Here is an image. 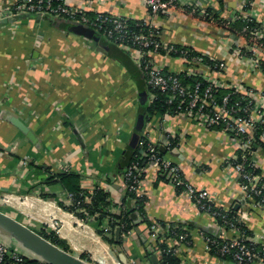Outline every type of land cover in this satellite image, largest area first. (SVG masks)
I'll return each mask as SVG.
<instances>
[{"label":"crops","instance_id":"0c3cea01","mask_svg":"<svg viewBox=\"0 0 264 264\" xmlns=\"http://www.w3.org/2000/svg\"><path fill=\"white\" fill-rule=\"evenodd\" d=\"M186 1L216 8L226 17L246 0ZM92 8L149 21L160 29L164 42L225 62L224 80L264 93V73L225 48L221 30L212 24L185 14L153 15L140 0H103ZM253 11L264 26V0H253ZM76 25L31 14L0 20V198L7 194L0 199L4 206L0 210L36 232L43 227L56 231L67 242L68 252L87 255L85 260L90 263L131 264L136 260L150 264L143 258L151 239L148 224L140 222L122 246L110 244L92 221L61 206L72 204L69 193L57 177L54 181L48 178L76 172L84 189H105L115 203L112 211L119 213L127 193L123 170L129 147L138 145L144 156V143L151 142L164 148V155L181 167L190 183L207 189L216 206L230 209L242 204L241 189L237 174L224 169L223 161L237 154L238 142L220 127H205L183 114L166 118L144 113V127L138 130L137 118L143 113L140 95L145 92V104L154 95L143 90L139 66L130 50L119 46L135 68L110 52L101 36L95 41L76 32ZM235 42L244 44L242 39ZM155 58L169 71H185L178 58L163 54ZM12 119L28 126L36 140ZM169 134L175 141L167 149ZM256 148L264 180V147L258 143ZM141 188L151 222L190 232V242L176 247L181 264H236L207 249L205 235H221L218 221L201 211L188 194L175 189L165 173L146 166ZM247 207L249 239L264 245V209ZM104 226L108 227V220ZM225 235L233 238L238 232L226 230ZM122 253L125 261L119 257Z\"/></svg>","mask_w":264,"mask_h":264},{"label":"built area","instance_id":"2783aa9c","mask_svg":"<svg viewBox=\"0 0 264 264\" xmlns=\"http://www.w3.org/2000/svg\"><path fill=\"white\" fill-rule=\"evenodd\" d=\"M101 1L103 0H0V20L31 14L64 18L89 27L108 40L130 50L131 57L145 75L147 84L165 94L168 103L173 104L175 111H167L164 117L183 114L205 127H220L224 132L231 134L238 142V152L225 158L223 167L237 174L241 189L240 201L243 206L237 210L234 219L228 217L232 207L224 209L216 206L213 196L207 189L197 188L190 183L181 167L162 155L159 146L151 142L144 143L145 154L139 157V159L145 157L147 164L139 166L138 162H133L125 172V185L129 192L134 193L137 198H142L144 196L141 188L142 173L146 166L165 173L168 182L175 189L188 194L201 211L210 213L214 219L222 220L219 227L223 233L221 232L220 236L205 235L208 250H216L220 255H233L236 264H264V255L246 244L245 231L238 225L245 224L249 219L247 205L264 209V180L261 174L255 172V169H259L256 147L258 143H264V93L251 86L224 80L222 76L227 69L225 62L207 53H196L164 42L160 29L149 21L137 24L139 28L133 29L130 17L94 10L93 4ZM140 1L148 6L153 15L185 14L216 26L222 32V44L226 46L225 48L264 73V42L261 41L264 39V26L253 11V0L243 2L229 16H221L222 19L214 18L206 6L189 3L186 0ZM253 18L261 23L260 26L253 28L245 26L243 33L237 35V40H244V44H237L233 40V36L236 35L230 32L231 26L237 20L249 22ZM160 54L180 59L188 75H200L201 80L185 82L179 72L169 71L158 63L155 56ZM174 141V136L169 134L166 140L167 149L173 146ZM69 196L72 200L70 193ZM6 197L7 194L0 199L4 200ZM86 199L90 200V197ZM141 216L137 214L138 218ZM227 227L230 229H226ZM148 228L152 242L164 240L175 254L177 246L190 242L188 229L173 228L157 222H151ZM226 230L237 231L238 236L228 238L225 235ZM131 231L123 233L124 239ZM169 234L172 236L168 237ZM220 239L223 242L219 241ZM148 249L152 251L154 248L150 244ZM154 253L161 256L163 251L156 250ZM0 264L48 263L0 235ZM131 264L138 263L133 260Z\"/></svg>","mask_w":264,"mask_h":264},{"label":"trees","instance_id":"16d2710c","mask_svg":"<svg viewBox=\"0 0 264 264\" xmlns=\"http://www.w3.org/2000/svg\"><path fill=\"white\" fill-rule=\"evenodd\" d=\"M222 0H219L221 2ZM252 0H246L245 2H250ZM207 11L210 12V14L216 18V19H222L221 13L218 9L213 7H207ZM93 15L92 13H90ZM64 19V18H62ZM67 23H74L70 20H66ZM220 21V20H219ZM144 23L142 20H136V19H130V24L133 29H138L139 26L137 24ZM261 23L258 22L257 19L253 18L251 21L247 20H237L230 28V32L233 35L240 36L243 33V28L245 26H251L257 27L260 26ZM101 38L103 39V43L106 45V47L112 52L113 54L119 58H121L123 61H125L127 64L131 65L133 68L134 63L129 59V56L126 52H124L119 46L118 43H115L113 41L108 40L106 37H104L102 34L97 33ZM261 41L264 42V39H261ZM179 48H185V50H193L192 48H189L187 46H181L178 44H175ZM164 53V51H162ZM198 53V52H196ZM140 71V77L142 82V88L143 90H147L149 93L154 95V98L151 102L142 105V111L146 114L147 117L161 114L163 115L167 111L174 112L175 108L173 104H169L167 101V96L163 93H161L157 89L151 88L147 84V80L145 75L143 74L142 70L139 68ZM189 73L186 71L179 72L180 77L185 82H195L196 80H201L200 75H188ZM145 116V117H146ZM264 147V143L261 144ZM144 149L146 146H143ZM139 146L136 147H129V151L126 155V158L124 160L125 168L123 170V177L125 175V172L127 171V168L133 163L138 162L139 166H145L147 164L146 158L139 159ZM159 150L162 155H164V152L162 149ZM255 172L260 174L259 169H255ZM57 177L58 181L60 182L61 186L64 190H66L68 193L72 195V204L70 206H66L65 204L61 203V206L71 212H73L75 215H77L80 219L90 222L92 221L96 231L101 237L107 241L110 244L114 245H123L124 236L123 233L133 230L137 225H139L140 222L150 225L151 221L148 219L147 214L145 212V197L137 198L136 195L132 192H129L127 189V193L125 195V199L122 202V210L119 213H115L112 211L113 206L115 203L112 202V200L109 199V193L99 187L96 186L93 191H88L84 189L81 186V175L72 172V171H66L61 172L59 174L50 176L48 178L49 181H54L53 179ZM180 190V189H178ZM44 197H48L45 196ZM86 197H90V200H87ZM220 209V208H217ZM237 210L233 206L232 210L228 212V217L230 219L236 218ZM133 214H140L142 215L139 219V222L137 219L133 218ZM105 220H108V227L104 226ZM219 224L222 223V220L219 218H216ZM222 225V224H221ZM241 226V228L245 231V242L248 244L253 250L260 251L261 254L264 255V246L260 243H255L254 241H251L249 239L250 231L248 227L245 224H238ZM119 228L121 231L119 240H116L115 232L116 229ZM179 229V228H178ZM230 229V228H226ZM40 235H42L44 238L50 240L54 244L60 246L61 248L69 251V246L65 240H63L56 231L48 229L47 227L41 228L39 231H37ZM172 236V234L167 235ZM219 241H222L220 239ZM223 242V241H222ZM149 243L154 248L152 251H150L148 248L145 251V254L143 256L146 261H149L150 256L156 251V250H162L163 253L161 255V259L165 261L166 264H181V259L178 254L174 253V250L169 248L167 246V242L161 239H158L155 242H152L151 240ZM213 252L222 257L227 258L229 260H234L233 255H220L216 250H213ZM217 252V253H216ZM81 258L86 259V255H82Z\"/></svg>","mask_w":264,"mask_h":264},{"label":"water","instance_id":"95a60500","mask_svg":"<svg viewBox=\"0 0 264 264\" xmlns=\"http://www.w3.org/2000/svg\"><path fill=\"white\" fill-rule=\"evenodd\" d=\"M75 31L93 38L95 41L100 40V36L91 28L86 27L82 24L75 26ZM237 40V36H233ZM101 50H103L101 48ZM142 105L146 103V94L142 92L140 95ZM12 121L28 135V137L35 141L36 136L19 119H12ZM145 122V114L140 113L137 118L136 128L142 130ZM164 151V148L161 147ZM241 204L235 206V209L238 210ZM133 218L137 219V214H133ZM138 231L139 229L136 228ZM121 231L119 228L116 229L115 237L116 240H119ZM0 235L9 239L11 242L21 246L23 249L33 254L34 256L42 259L48 264H93L79 256H75L68 252L67 250L61 248L60 246L54 244L50 240L44 238L35 230L31 229L29 226L23 222L18 221L14 217L0 210ZM122 261L126 260L125 254L119 255ZM150 264H166L164 260L161 259V256L157 253H153L149 258Z\"/></svg>","mask_w":264,"mask_h":264},{"label":"rangeland","instance_id":"374dc122","mask_svg":"<svg viewBox=\"0 0 264 264\" xmlns=\"http://www.w3.org/2000/svg\"><path fill=\"white\" fill-rule=\"evenodd\" d=\"M3 202V201H2ZM0 208L4 209V206L0 205ZM87 256V255H86ZM80 257V256H79ZM88 257V256H87ZM83 259V258H82ZM85 260V259H84ZM116 262H119L118 259L116 260Z\"/></svg>","mask_w":264,"mask_h":264}]
</instances>
